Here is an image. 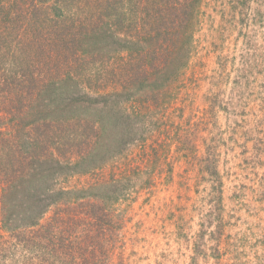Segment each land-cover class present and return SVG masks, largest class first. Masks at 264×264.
<instances>
[{"label": "trees", "instance_id": "obj_1", "mask_svg": "<svg viewBox=\"0 0 264 264\" xmlns=\"http://www.w3.org/2000/svg\"><path fill=\"white\" fill-rule=\"evenodd\" d=\"M130 1L134 2L130 19L134 21L142 11L151 13L157 9V25L163 28L150 31L147 27L139 30L129 25L125 14H121L126 0H0V264H104L109 260L112 264L116 261L132 264L127 259L135 252L125 253V236H129L130 229L123 226L122 217L128 215L139 194L129 195L133 182L127 178L131 174L124 171V163L113 164L112 179L98 184L102 195L84 192L72 196L71 192H62L57 197L64 195L63 199L55 197L54 203L40 205L65 206L60 210L64 218L53 217L48 232L37 230L39 222L34 215L33 200L23 204L24 196L32 197L24 186L33 184L46 161L65 164L62 169L72 168L77 173L80 172L75 171L77 168L87 166L98 147L94 140L107 134L112 125L107 118L118 109V104L124 105L122 100L134 101L132 106L136 105L142 115L125 117L127 112L117 111L115 119L123 126L111 130L113 140L109 143L125 141L127 145L123 143L119 147L126 146L124 152L130 155L135 146L146 142L155 145L163 136L171 141V146L174 142L181 146L188 144L189 140L180 136L179 127L171 139L170 131L162 129L165 127L162 120L166 123L170 112H174L176 100L182 97L183 90L187 91V86L178 81L185 75L180 74V69L187 71L189 61L178 68L182 48L176 41L184 37L193 40L198 26L203 24L196 8L204 0ZM253 2L264 4V0H224L220 9L225 25L234 28L235 20L246 16ZM113 19L116 24L110 22ZM149 20L152 25L153 17ZM224 74L216 79L215 88L229 84ZM247 82L251 84L238 77L228 92L218 90L211 96L210 107L216 119L219 113L236 114V109L256 100ZM64 92L76 94L83 102L93 99L87 110L104 116L98 125L93 124V139L88 140L90 143H86L81 153L75 148L82 146L64 148L65 143L60 147L59 134L73 121L90 125L86 120L89 118L66 121L68 116L53 107L55 104L40 103L43 95L57 100ZM110 98L113 101L109 102ZM162 98L171 104L157 102L155 106L159 108L154 110L152 105ZM49 108V114L59 112L61 117L45 119L44 112ZM159 114L161 118L157 117ZM199 123H205L204 119L200 118ZM255 145H259L254 150L261 156L264 142L257 140ZM74 153L80 155L76 160ZM132 160L128 165L134 173L137 163L136 159ZM255 176L257 183L252 193L257 195V200L249 211L257 219L255 229L261 231V236L250 242L237 235L223 239L219 233L214 240L218 264H264V175L257 172ZM20 198L22 202L15 204ZM88 206L92 207L91 214L85 210ZM223 226V223L219 225L220 231ZM7 234L16 243L8 240ZM196 248L190 264H199L201 245Z\"/></svg>", "mask_w": 264, "mask_h": 264}, {"label": "rangeland", "instance_id": "obj_2", "mask_svg": "<svg viewBox=\"0 0 264 264\" xmlns=\"http://www.w3.org/2000/svg\"><path fill=\"white\" fill-rule=\"evenodd\" d=\"M223 1L209 0L206 5L204 0L199 4L201 6L195 10L202 16L203 24L198 26L193 40L184 37L181 41H176V45L182 48L178 55V68L187 63L186 60L189 61L187 71L180 69V74L185 75L178 81L187 86V91L183 90L182 97L176 100L172 108L174 112H170L166 123L162 120L165 124L162 129L169 130L170 138L173 139L175 131L178 130L176 128L179 127L180 136L186 137L189 140L188 144L181 146L180 143L173 141L174 144L171 146V141H167L166 136H163L156 138L155 145L146 142L135 146L130 155L129 152H124L126 146L124 149L119 147L123 143L127 145L125 141L119 144L117 141L109 143L113 140L111 130L123 126L115 119L117 111L124 114L127 112L125 117L139 114L136 105L132 106L134 101L127 103L128 101L122 100L124 105L118 104V109L107 118L112 123L107 134L100 140H94L98 147L95 152L93 151L87 166L77 168L75 171H80L77 173L72 168L62 169L65 164L49 160L43 164L42 172L34 177L33 184L28 183L24 186L26 190H30L32 197L24 196L23 204L33 200L39 232L42 229L43 232L49 231L53 217L65 216L64 212L60 211L64 209V205L62 208L54 205L45 208L39 207L40 205L54 203L55 197L62 192H71L72 196L84 192L102 195L98 184L112 179L110 175L113 164L124 163V171L131 174L127 178L133 182V189L129 191V195L139 194L137 195L139 199L131 204L128 215L122 217L123 226L130 229L129 236L128 234L125 236L127 239L125 253L135 252L127 262L190 264L196 246L200 244L202 250L199 251L201 252L199 264H218L217 245L214 240L220 236L219 233L224 236L223 239L237 235L250 242L261 236V231L255 229L257 219L252 216L253 213L249 209L257 200V195L252 193L257 183L254 174L259 172L261 176L264 175V145L260 148L261 156L254 150L259 146L255 145L257 140L264 142V4L250 3L246 16L235 20L236 26L233 28L225 25V16L220 9ZM150 7L155 9L153 5ZM156 10L151 13L148 11L137 13L133 21L129 17V12L134 14V2L126 0L121 14H125L129 25L132 24L139 30L147 27L152 31L163 28L157 25ZM150 17L154 19L152 25L149 23ZM110 22L116 24V19ZM244 70L247 73L243 72ZM224 72L226 73L224 75L228 76L229 84L220 88L216 85L215 88L216 79ZM238 77L251 82L247 83L256 100H251L246 106L236 109V114H232L233 111L228 115L219 113L216 119L209 99L217 94L218 90L223 93L232 89V82ZM75 95L64 92L57 100L43 95L40 103L42 106L55 104L53 107L61 109L60 111L68 116L65 117L66 121L77 118L81 120V117L89 118L86 120L91 122L90 125L73 121V124L66 126L61 134L58 133L62 140L60 147L63 148L65 143L64 148L82 146L75 148V151L83 152L86 143H90L88 140L93 139V124L98 125V121L104 116L96 114V111L93 113L87 110V104L93 99H85V103ZM185 96L186 100L183 101ZM111 101L112 98L109 99V102ZM157 102L169 103L166 99H159L152 105L154 110L159 108L155 106ZM66 103L69 106H65ZM50 110L49 108L44 112L45 119L60 114L59 112L49 114ZM165 116L167 118L168 113ZM157 117L161 118L160 114ZM200 118H203L205 123H199ZM38 149L39 147H36V151ZM55 151L58 154L57 149ZM74 154V160L79 158V154ZM131 158L136 159L137 163L134 173H131V167L128 165V161L133 162ZM39 196L43 198L38 199ZM20 202L22 198L15 200V204ZM77 205L80 206L79 203ZM85 210L91 214L92 207L88 206ZM222 223L224 226L220 231L219 225ZM7 239L12 240L9 234ZM12 241L16 243L15 239ZM225 260L226 258L223 259ZM117 263L118 261L115 262ZM104 264L112 262L109 260Z\"/></svg>", "mask_w": 264, "mask_h": 264}]
</instances>
